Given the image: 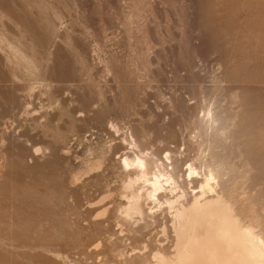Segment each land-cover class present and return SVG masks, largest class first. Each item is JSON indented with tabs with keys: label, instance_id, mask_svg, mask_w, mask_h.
Returning <instances> with one entry per match:
<instances>
[{
	"label": "rangeland",
	"instance_id": "1",
	"mask_svg": "<svg viewBox=\"0 0 264 264\" xmlns=\"http://www.w3.org/2000/svg\"><path fill=\"white\" fill-rule=\"evenodd\" d=\"M210 107L235 116L221 157L264 202V0H0V264L169 253L167 211L123 221L122 137L185 169Z\"/></svg>",
	"mask_w": 264,
	"mask_h": 264
},
{
	"label": "bare ground",
	"instance_id": "2",
	"mask_svg": "<svg viewBox=\"0 0 264 264\" xmlns=\"http://www.w3.org/2000/svg\"><path fill=\"white\" fill-rule=\"evenodd\" d=\"M228 116L218 107L203 111L200 120L198 119L199 132L197 131L203 149L201 148V155L196 157L197 161L191 160L185 169L174 157L173 150L166 149L161 155L156 149H147V146L141 149L132 134L128 138L123 135L122 144L129 150L124 151L119 161L120 166L127 172L122 183L123 191L121 190L125 201V205L121 207L123 221H130L135 217L144 220L145 215H149V218L155 217V208L167 211L170 219L172 250L165 253L163 246L153 248V256L150 255L154 263L151 264H264L263 199L258 198L260 195L246 190L243 182L244 179H250V176L243 178V182L238 179L236 161L232 162L234 158L228 159L226 156L229 160L226 162L221 157H224L223 151L231 146L227 144V149L222 150L226 142L230 141L228 138L234 130L232 127H235V116H232L235 121ZM232 146L235 148L237 145ZM36 148L34 154L38 155L41 149ZM230 161L235 164L232 165ZM262 202L260 210L257 207ZM146 208H149V214H146ZM104 214L106 209L97 217ZM138 224L135 232L141 235L144 226L140 227ZM162 232L164 237L168 236L166 227ZM11 245L20 249V244L13 238ZM21 247L32 250L34 244H23ZM57 256L60 257H55Z\"/></svg>",
	"mask_w": 264,
	"mask_h": 264
}]
</instances>
